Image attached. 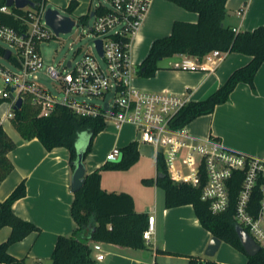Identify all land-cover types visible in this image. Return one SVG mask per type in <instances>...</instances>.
Returning a JSON list of instances; mask_svg holds the SVG:
<instances>
[{
    "label": "crops",
    "instance_id": "1",
    "mask_svg": "<svg viewBox=\"0 0 264 264\" xmlns=\"http://www.w3.org/2000/svg\"><path fill=\"white\" fill-rule=\"evenodd\" d=\"M53 1L68 7L72 0ZM77 1L79 3L74 11L79 16L87 13L91 15L96 6L94 0ZM198 19V12L190 11L173 1L152 0L144 23L133 39L131 53L133 48L136 49L142 63L153 41L170 35L176 20L197 22ZM224 23L242 31L254 30L264 25V0H227ZM182 54L186 53L163 58L154 76H136L135 85L154 92L167 90L186 93L190 100L205 99L227 80L234 69L245 65L251 59L250 55L231 52L225 55L215 71H190L174 66ZM132 59L135 61L133 57ZM255 84L254 91L248 83L240 82L229 101L217 105L214 112L192 120L187 125L190 132L202 138L218 137L227 147L240 152L264 155V63L256 74ZM5 110L6 106L0 105V114ZM109 123L114 126L115 135L107 147L106 155L113 147L122 148L132 141L138 142L141 155L129 169L103 171L102 188L108 191H126L134 197L138 212L148 215L155 213L156 233L149 242V247L145 249L101 242L105 258L99 260L98 252L93 249L92 264H188L189 255L207 256L205 251L212 234L202 225L193 205L167 208L164 190L157 183L144 180L156 178L158 175L156 147L141 142L134 125L127 124L116 129L112 121L106 122V127ZM128 129L132 131H127ZM104 130L97 136L103 134ZM6 131L16 141L17 147L8 154L14 163V169L0 185V200H5L25 180L27 194L16 200L13 208L20 217L41 228V231H34L11 244L8 251L17 258H26V264H52V254L59 235H70L78 227L71 211L74 192L69 150L64 146L47 150L38 138L25 140L15 131ZM106 158L107 156L88 160L87 156L84 160L86 173L105 164ZM106 171L118 174L105 175ZM11 232L10 226L2 227L0 242L6 241ZM224 242L222 241L221 246ZM160 248L176 254L159 253ZM237 258L238 261L234 262L214 259L226 264H245L248 261L246 255H238Z\"/></svg>",
    "mask_w": 264,
    "mask_h": 264
},
{
    "label": "built area",
    "instance_id": "2",
    "mask_svg": "<svg viewBox=\"0 0 264 264\" xmlns=\"http://www.w3.org/2000/svg\"><path fill=\"white\" fill-rule=\"evenodd\" d=\"M151 1L105 0L96 3L91 26L96 35V53L88 52L76 62H64L61 70L53 66L48 68V74L58 84V93L41 83L37 73L44 66L41 42L60 35L47 22L48 6L44 3L37 9L26 6L33 12H30L31 18L26 19L25 28L16 29L0 23V38L16 49L14 53L7 48L11 54L6 59L19 70L13 71L0 61V77L4 82L0 98L5 99L1 105L6 106L5 112L0 114V125L11 122L17 101L22 99L23 102L27 97L38 109L39 116H50L61 105L80 117H103L105 122L112 121L116 129L134 125L139 140L153 144L158 151L157 158L159 154L163 156L169 175L176 182L198 185L201 173H205L207 181L202 199L209 202L213 213L230 208L232 190L237 185L234 218L264 249V155L234 150L215 136L197 137L187 126L173 128L171 121L190 101L188 94L148 91L134 83L139 67L132 59L131 47ZM8 7L4 5L1 10L7 11ZM99 7L103 10L96 12ZM97 40L102 42V52ZM226 54L218 49L203 58L182 54L174 66L211 72L217 69ZM109 93L111 96L105 109ZM92 98H100V102ZM121 154V147L115 146L108 152L106 160L118 161ZM155 233L156 215L152 213L148 215L143 237L150 242ZM93 249L98 252L99 260L105 258L101 242L95 243Z\"/></svg>",
    "mask_w": 264,
    "mask_h": 264
},
{
    "label": "trees",
    "instance_id": "3",
    "mask_svg": "<svg viewBox=\"0 0 264 264\" xmlns=\"http://www.w3.org/2000/svg\"><path fill=\"white\" fill-rule=\"evenodd\" d=\"M34 9L40 8L47 0H33ZM178 5L198 12L197 22L176 20L170 35L153 41L150 51L138 69V76L152 77L156 74L159 62L163 58L186 53L203 58L207 53L218 49L224 53L240 52L251 56L245 65L234 69L227 80L208 97L190 100L175 115L171 126L175 129L187 126L198 116L214 112L219 104L230 100V96L240 82L248 83L256 90L255 77L264 63V25L254 30H238L224 23L227 0H170ZM72 0L67 10L72 13L78 6ZM6 0H0V23L21 29L26 27V19H30L33 9L9 6L7 11L1 10ZM31 6V5H30ZM101 7L96 9L100 12ZM90 13L79 16V19L90 18ZM7 48L0 44V56H5ZM12 59V58H11ZM5 99L0 98V105ZM11 124L25 140L38 138L47 150L64 146L68 148L70 166L74 171L78 153L83 152L84 160L91 152L97 135L106 127L103 117H80L69 108L59 105L50 116H39L38 109L33 106L30 97L14 110ZM88 132L86 146H78L80 134ZM17 147L16 141L0 125V185L14 169V163L8 156ZM119 161H107L90 173H86L83 186L74 192L72 216L78 224L70 235H59L53 254L52 264H92L93 246L98 242L111 243L122 247L145 249L149 242L143 237L148 226V214L135 209L134 197L126 191H108L102 188L103 171L109 169L126 170L140 159L137 141H132L121 148ZM158 175L146 178L145 182L157 183L165 192L167 208L192 204L202 225L235 248L247 253L236 230L234 218L235 199L238 186L232 190V202L229 209L221 213H213L209 202L202 199L203 187L207 181L204 172L198 185L189 182H176L171 178L162 155L157 158ZM162 173L163 176L159 175ZM27 194L26 181H21L12 193L3 201L0 200V229L10 226L9 238L0 242V264H26V258H17L9 253V246L34 231H41L35 223L20 217L13 208L16 200ZM159 253L176 254L158 249ZM188 264H226L204 255H189ZM158 264V263H155ZM245 264H264V249L254 255H248Z\"/></svg>",
    "mask_w": 264,
    "mask_h": 264
},
{
    "label": "rangeland",
    "instance_id": "4",
    "mask_svg": "<svg viewBox=\"0 0 264 264\" xmlns=\"http://www.w3.org/2000/svg\"><path fill=\"white\" fill-rule=\"evenodd\" d=\"M99 2H105V0H94V5ZM47 6L52 8H57L60 10L63 14L69 15L73 17L74 19L78 20V23L73 27V30L71 32H62L57 37H53L50 40L42 41L40 44L41 47V53L44 59V66L37 72L40 77V82L43 83L46 87L50 88L54 93H58V84L57 82H54L53 79L48 74V68L50 66H53L57 70H61L64 66V62H67L69 60H72L73 62L78 61L80 58H82L86 53L92 52L96 53L95 50V40L96 35L91 30V26L94 24V17L90 16L88 19H79V13L76 11H73L70 13L67 10V7H64L62 5H58L53 0H47ZM0 44L5 47L11 49L14 53H16V49L11 48L10 44L6 42L5 40L0 38ZM134 62L136 63L137 67H140L141 59H139V56L136 52V49L132 50ZM0 61L2 64H4L7 68L13 70V71H19L18 68L6 58H2L0 56ZM135 76H138V72L135 74ZM4 82L2 77H0V88H3ZM95 102H100V98H92ZM6 130L9 132H14L18 135H20L15 128L10 124V121H7L4 126ZM127 131H132L131 129H128ZM115 132H114V126L112 124H108L105 128L103 134H101L99 137L97 136L95 138L93 148L91 152L88 154V160H98L104 158L106 155L107 147L111 144L113 138H114ZM88 132H83L80 134L79 140H78V146L81 148V146H86L88 142ZM99 138V140H98ZM97 142V145L95 144ZM94 153V155H92ZM120 160V159H119ZM118 160V161H119ZM117 175L118 173L115 172L112 173V171L105 172V175ZM238 255H246L248 257V254L235 248L233 245L224 242L223 245L220 247L216 255L214 256L215 259H219L222 262H229V261H238L237 256Z\"/></svg>",
    "mask_w": 264,
    "mask_h": 264
},
{
    "label": "water",
    "instance_id": "5",
    "mask_svg": "<svg viewBox=\"0 0 264 264\" xmlns=\"http://www.w3.org/2000/svg\"><path fill=\"white\" fill-rule=\"evenodd\" d=\"M7 6H16L18 8H24L28 5L34 6L35 2L33 0H6ZM94 15V11L91 12V16ZM46 19L47 22L54 28L57 34L61 32H70L72 28L76 25V20L69 16L63 14L57 8L48 7L46 11ZM99 44V48L102 52V42L101 40H97ZM11 54L10 50H7L5 54V58H9ZM111 94L109 93L107 99L104 104V108L107 109L108 99L110 98ZM22 104V99H19L16 104V108H19ZM76 166L73 171L72 176V191L76 192L80 189L84 184V177L86 175V165L83 158V152L80 150L78 153V158L76 160ZM159 175L163 176L162 173ZM236 230L240 237L241 243L245 248V251L248 255L254 256L261 251V246L258 244L254 238L248 233L246 229H244L241 225L236 226ZM222 240L217 236H212L207 248H206V255L207 256H214L220 249Z\"/></svg>",
    "mask_w": 264,
    "mask_h": 264
}]
</instances>
